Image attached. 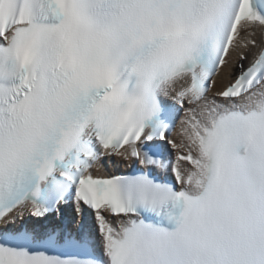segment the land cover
Masks as SVG:
<instances>
[{
  "label": "snow or ice",
  "instance_id": "snow-or-ice-1",
  "mask_svg": "<svg viewBox=\"0 0 264 264\" xmlns=\"http://www.w3.org/2000/svg\"><path fill=\"white\" fill-rule=\"evenodd\" d=\"M0 264H264V0H0Z\"/></svg>",
  "mask_w": 264,
  "mask_h": 264
},
{
  "label": "bare ground",
  "instance_id": "bare-ground-1",
  "mask_svg": "<svg viewBox=\"0 0 264 264\" xmlns=\"http://www.w3.org/2000/svg\"><path fill=\"white\" fill-rule=\"evenodd\" d=\"M233 70H234V67H233ZM221 73H223V75L220 78L219 82H220V84H223V83L227 82V78L225 77V70L224 69L221 70Z\"/></svg>",
  "mask_w": 264,
  "mask_h": 264
}]
</instances>
